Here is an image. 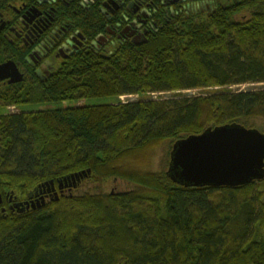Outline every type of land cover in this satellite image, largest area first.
I'll return each instance as SVG.
<instances>
[{
    "label": "trees",
    "instance_id": "1",
    "mask_svg": "<svg viewBox=\"0 0 264 264\" xmlns=\"http://www.w3.org/2000/svg\"><path fill=\"white\" fill-rule=\"evenodd\" d=\"M36 1L54 14V27L71 25L87 43L40 76L28 60L35 46L12 31L28 0H0V64L13 61L24 74L23 82L0 86V264H264V179L191 188L168 170L134 165L209 129L240 125L264 134L255 126L264 121V89L232 90L264 85V0H141L137 14L129 9L134 0H122L115 15L104 12L106 0L89 9L84 0ZM143 11L145 42L117 35L92 46ZM194 90L216 92L184 94ZM127 96L139 99L119 101ZM97 99L105 103L7 112ZM76 177L132 189L81 194ZM43 185L56 186L58 199L18 213L15 205Z\"/></svg>",
    "mask_w": 264,
    "mask_h": 264
},
{
    "label": "water",
    "instance_id": "2",
    "mask_svg": "<svg viewBox=\"0 0 264 264\" xmlns=\"http://www.w3.org/2000/svg\"><path fill=\"white\" fill-rule=\"evenodd\" d=\"M4 28L5 24L0 31ZM141 41L142 35L133 39L136 44ZM7 80L10 85L24 80L13 61L0 64V83ZM168 175L175 183L191 188H238L263 180L264 134L257 129L228 125L178 141L170 154ZM73 180L76 188L83 177ZM15 209L25 213L30 210V204H18Z\"/></svg>",
    "mask_w": 264,
    "mask_h": 264
},
{
    "label": "flooded vegetation",
    "instance_id": "3",
    "mask_svg": "<svg viewBox=\"0 0 264 264\" xmlns=\"http://www.w3.org/2000/svg\"><path fill=\"white\" fill-rule=\"evenodd\" d=\"M33 1L34 0H28L29 3H25L19 8L17 13L20 15L22 26L19 31H16V28H12V31H14L16 37L21 39L28 47L35 46L28 60L36 66L40 76H48L55 70L56 65L61 60L68 59L70 56L84 48L87 39L80 32L72 34L71 30L73 27L71 25L54 27V14L51 11L42 10L35 5H32ZM58 1H63L66 4H69L74 0H37L36 4L40 7H47L54 5ZM98 1L99 0H84L83 6H85V9H89L91 5ZM162 1L168 3V5H172L183 0ZM116 5H118L119 8L115 9ZM124 6L125 2L122 0H106L103 4V10L104 12L106 11L115 15L120 12ZM129 9H131L134 14L139 13L141 10V0H134L129 4ZM22 11H24L23 14ZM145 14V11L141 12L140 15H138V18L121 32L117 30H108V34L98 37V39L92 43V46L99 49L103 48L112 37L117 35L121 39H134L137 36L142 35L141 42L145 41L147 34L145 26L148 25V22L141 19L142 15L143 17H146ZM20 72L22 73L21 70ZM8 84L9 82L7 80L1 82L0 86L3 87ZM67 186L59 188L60 191H71L69 188H65ZM57 191L59 190L56 186L43 185L30 196L29 200L22 202V204L29 203L30 210L40 209L53 201L54 196L55 199H58ZM33 204L35 209H33Z\"/></svg>",
    "mask_w": 264,
    "mask_h": 264
},
{
    "label": "rangeland",
    "instance_id": "4",
    "mask_svg": "<svg viewBox=\"0 0 264 264\" xmlns=\"http://www.w3.org/2000/svg\"><path fill=\"white\" fill-rule=\"evenodd\" d=\"M206 5V4H205ZM210 6V4H208ZM208 6V7H209ZM264 89V85H242V86H236L232 88V90L236 91H249V90H260ZM217 90V89H215ZM214 93L216 91H207V90H194V91H187L184 92L186 95L190 96H197L205 93ZM170 94H153L152 97L157 98H166L170 97ZM139 99L138 96H127V97H121L119 101L125 103V102H134ZM105 103V100L103 99H97V100H88V101H81V102H57L53 104H45V105H36V106H30V107H24L20 109H16L15 107L9 108L7 112L9 113H19V112H35V111H45V110H62V109H69V108H75L78 106H95ZM255 126L263 127L264 128V121H257L255 122ZM173 146L171 144L166 143L161 145L159 148L154 150L152 153H148L144 155L143 157V165H139L140 163L134 164L136 168L138 169H144L147 171L152 172H163L167 171L169 169L170 164V154L172 151ZM132 189V186L126 182L123 181H115L110 182L104 185L94 184V183H87L82 182L80 184V189L77 191L78 193H91V194H98L100 192H117V193H125Z\"/></svg>",
    "mask_w": 264,
    "mask_h": 264
}]
</instances>
